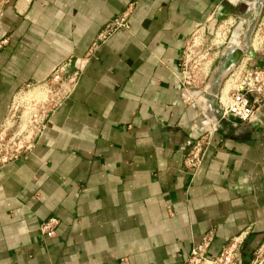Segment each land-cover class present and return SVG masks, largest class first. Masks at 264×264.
<instances>
[{
	"label": "crops",
	"instance_id": "0c3cea01",
	"mask_svg": "<svg viewBox=\"0 0 264 264\" xmlns=\"http://www.w3.org/2000/svg\"><path fill=\"white\" fill-rule=\"evenodd\" d=\"M223 3L4 0L0 127L27 85L66 64L78 76L34 149L0 169V264H183L208 232L209 258L245 231V257L261 244L264 104L253 122L210 133L196 173L184 165L214 114L186 100L178 64ZM129 7L128 28L92 48ZM50 218L59 224L46 238Z\"/></svg>",
	"mask_w": 264,
	"mask_h": 264
},
{
	"label": "built area",
	"instance_id": "2783aa9c",
	"mask_svg": "<svg viewBox=\"0 0 264 264\" xmlns=\"http://www.w3.org/2000/svg\"><path fill=\"white\" fill-rule=\"evenodd\" d=\"M130 7L106 25L92 48H95L98 43H103L114 32L128 28ZM231 28L232 25L225 22L217 24L212 32H209L206 25L199 26L186 41L179 60L177 76L179 84L186 94V100L192 101L202 111H206L208 108L206 94L214 73V65L219 62L227 44H230V40L227 42V36ZM68 66L69 64L60 67L42 84L25 87V89H30L31 87L44 86L43 88L46 89V84L51 81L58 88L55 91L45 90L46 95L42 91L45 97L49 95V99L30 102L21 116L22 125L19 132L6 140L0 138V169L20 160L34 149L38 139L48 127L50 115L72 92L78 70L69 76L67 74ZM227 84L228 89L225 91ZM16 100L17 98L12 102L8 118ZM217 104L221 112L220 120L233 119L245 124L253 122L256 119L258 108L264 104V67L253 63L250 57L242 56L237 65L229 72L227 80L218 92ZM8 118L0 130L8 124ZM220 120L214 118L210 130L191 144L184 159V165L191 173H196L200 168L206 149L211 143L210 133L217 131ZM58 224L57 219L50 218L40 225L39 231L44 237L53 238ZM247 235L248 232L245 231L231 238L216 257L209 258L207 252L213 242L214 235L212 232H208L193 247L188 259L183 264H264V239L250 256L245 257L242 253V246Z\"/></svg>",
	"mask_w": 264,
	"mask_h": 264
},
{
	"label": "rangeland",
	"instance_id": "374dc122",
	"mask_svg": "<svg viewBox=\"0 0 264 264\" xmlns=\"http://www.w3.org/2000/svg\"><path fill=\"white\" fill-rule=\"evenodd\" d=\"M253 1L254 0H229V2L232 4H235L237 2L235 5H232L228 3L227 0H224V10L221 11L223 16L218 19L216 24H223L225 22L226 24L232 25L231 31L227 36V42L230 40V44H227L225 48L238 45L241 46L243 44V36L248 25V18L244 14V4H248ZM3 2L4 0H0V5ZM251 46L252 47H250L249 50H251L257 56L258 60L264 59V7L259 17L256 29L252 34ZM244 55L250 57L248 53H244ZM252 62L255 63L253 60ZM217 66L218 62L214 65V74L212 75L209 87L211 86L213 78H216ZM227 77L228 75L225 76L222 80H220L217 85L212 83V88L210 89V99H212V96L222 89L225 81L227 80ZM43 87L44 86H37L31 87L30 89H25L24 92L17 97V100L15 101L16 103L14 104L13 110L8 118V124L4 127L5 129L2 128L0 130V138H4L6 140L10 138V136L19 132L20 126L22 125L21 116L23 115V112H25L27 105L30 104V102L37 100L43 101L44 99H49V95H47L48 97H45L42 91H44L46 95L45 90L49 91L51 89L55 91L58 88L51 81L46 84V89Z\"/></svg>",
	"mask_w": 264,
	"mask_h": 264
},
{
	"label": "water",
	"instance_id": "95a60500",
	"mask_svg": "<svg viewBox=\"0 0 264 264\" xmlns=\"http://www.w3.org/2000/svg\"><path fill=\"white\" fill-rule=\"evenodd\" d=\"M227 2L230 3L228 0ZM235 4H232V5H235ZM244 5H245L244 14L248 18V25H247L245 34L243 36V44L241 46L238 45V46L228 47L222 51L221 58L218 62V66L216 69L217 71L216 78L215 79L213 78L212 80V83L215 85H217L220 80H222L225 76L229 74V72L237 65V63L239 62L241 57L244 55V53H248L250 58L258 66L264 67V62H261L260 60H258L257 56L251 50H249L251 47L252 34L254 33V30L256 29L259 17L264 7V0H254L251 3L244 4ZM212 83H211V86L208 87L209 89H211ZM217 95L218 93L213 95L212 99L208 101V108L214 114V118L217 120H220L221 112L217 104ZM224 121L225 120H220V124Z\"/></svg>",
	"mask_w": 264,
	"mask_h": 264
},
{
	"label": "bare ground",
	"instance_id": "6f19581e",
	"mask_svg": "<svg viewBox=\"0 0 264 264\" xmlns=\"http://www.w3.org/2000/svg\"><path fill=\"white\" fill-rule=\"evenodd\" d=\"M228 1H229V0H228ZM251 47H252V46H251ZM227 89H228V84L226 85V87H225L224 90L226 91ZM42 98H44V97H42ZM42 98H41V99H42Z\"/></svg>",
	"mask_w": 264,
	"mask_h": 264
},
{
	"label": "flooded vegetation",
	"instance_id": "af4514ba",
	"mask_svg": "<svg viewBox=\"0 0 264 264\" xmlns=\"http://www.w3.org/2000/svg\"><path fill=\"white\" fill-rule=\"evenodd\" d=\"M261 62H264V59L260 60Z\"/></svg>",
	"mask_w": 264,
	"mask_h": 264
}]
</instances>
